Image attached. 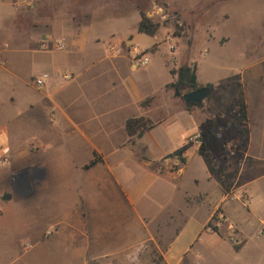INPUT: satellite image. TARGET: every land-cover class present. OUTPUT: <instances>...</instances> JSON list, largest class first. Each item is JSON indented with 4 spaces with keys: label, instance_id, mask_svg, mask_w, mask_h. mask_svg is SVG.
Listing matches in <instances>:
<instances>
[{
    "label": "crops",
    "instance_id": "obj_1",
    "mask_svg": "<svg viewBox=\"0 0 264 264\" xmlns=\"http://www.w3.org/2000/svg\"><path fill=\"white\" fill-rule=\"evenodd\" d=\"M201 3H164L186 26L169 37L167 54L172 29L138 31V0H0V157L9 147L12 162L0 164V259L5 250L26 254L24 264H123L147 245L165 264H264V35H256L264 0L235 15L260 51L222 67L193 54ZM227 10L231 19L236 7ZM213 26L207 45L231 40V29L218 35ZM135 49L150 55L148 80L132 63ZM157 57L161 77L151 66ZM184 64L196 65L209 90L199 103L182 97L192 88L178 95L174 87L172 71ZM43 72L51 78L39 88ZM241 95L245 145L228 111ZM134 117L153 123L142 137L127 130ZM195 134L222 176L188 142ZM182 147L185 160L175 154ZM216 211L228 221L207 232Z\"/></svg>",
    "mask_w": 264,
    "mask_h": 264
},
{
    "label": "rangeland",
    "instance_id": "obj_2",
    "mask_svg": "<svg viewBox=\"0 0 264 264\" xmlns=\"http://www.w3.org/2000/svg\"><path fill=\"white\" fill-rule=\"evenodd\" d=\"M140 1L141 7L148 8L150 11L153 10V5L160 4L165 6L163 3L169 0H138ZM180 3H185L187 0H177ZM202 3L196 8V14L199 13V18L196 20L198 21L195 26L200 24V28L198 30V35L194 40L193 46V54L196 57H206L207 60L213 61L217 64V66H221L223 64H228L229 59L232 58L234 54L237 53H256V51H260L261 44L260 38L257 39L256 42L251 43L249 42L251 34H245L244 29H240L239 22L236 20L235 15L238 14V10H242L245 8L247 4L251 2V0H200ZM229 6L236 7V11L230 13L232 16L231 19L224 17V13L229 11L227 10ZM165 12L168 14L167 18L162 19L160 16L155 15L152 19L159 23V27L164 29L169 27L172 29L174 33L182 34L185 31L186 26H179V22L182 23V18L174 12V7L170 4V6H165ZM200 10V11H199ZM188 14V13H187ZM218 14V17L215 15ZM191 19L194 16L189 14ZM218 18V19H217ZM207 25H214L213 27L217 26L218 35H224L225 33L229 34V29L232 30L231 40L227 43L219 44L217 41H212L210 45L206 43V36L205 28ZM243 33H242V31ZM243 34V35H241ZM230 35V34H229ZM256 35L263 37L264 33L262 34L261 28L256 29ZM262 35V36H261ZM225 39V38H224ZM174 41V38H167L164 41L162 49L167 53L170 54V44ZM223 42V41H222ZM205 50H207L208 54L205 55ZM135 55L139 53L138 49H135L133 52ZM221 64V65H220ZM150 65V64H149ZM153 68H156L157 74L159 77L164 76L165 71L162 70V64L159 57L153 60ZM222 67V66H221ZM140 70V76L142 80H148L150 76L148 75L149 69L146 67L138 68ZM206 73L209 71L213 72V67L211 66L210 69L204 67ZM203 69V70H204ZM3 236H6V234ZM5 243L0 241V248H5ZM18 256V257H17ZM26 254L21 257L19 253H11L9 251H3V255L0 259V264H24V260ZM123 264H165L162 258V254L157 252L147 245L142 247L140 251H136L135 253H129L124 259ZM98 264V263H97Z\"/></svg>",
    "mask_w": 264,
    "mask_h": 264
},
{
    "label": "trees",
    "instance_id": "obj_3",
    "mask_svg": "<svg viewBox=\"0 0 264 264\" xmlns=\"http://www.w3.org/2000/svg\"><path fill=\"white\" fill-rule=\"evenodd\" d=\"M139 7L141 8L140 5ZM141 15L142 18L137 27L138 31L145 32L150 35L156 34L159 28V23L151 19L146 14L143 8H141ZM172 73L177 75V79L174 82V87L176 90H179L181 93L184 87L196 89L201 86L197 81L196 65L184 64L181 65L177 71L173 70ZM233 110L236 111V114L234 116L235 118L234 126L242 135V145H245L247 140L248 130L241 126V123L247 118L246 105L243 102V95H241L240 100L236 101L228 108L229 112ZM152 126L153 123L144 117L130 118L126 123L128 132L131 135H137L139 137H142L147 130L152 128ZM185 150L186 147H182L178 149L175 154L179 155L182 160H185L184 157L182 156ZM199 151L202 153L210 171L216 172L217 174L221 175V171H222L221 162L217 160V157L213 153L209 144L203 140L202 144L200 145ZM98 160L99 158L97 157V154H95L94 160H92L88 166L95 164ZM5 198H7V195L5 196Z\"/></svg>",
    "mask_w": 264,
    "mask_h": 264
},
{
    "label": "built area",
    "instance_id": "obj_4",
    "mask_svg": "<svg viewBox=\"0 0 264 264\" xmlns=\"http://www.w3.org/2000/svg\"><path fill=\"white\" fill-rule=\"evenodd\" d=\"M166 7L160 4H154L153 5V10L149 11L147 15L152 19L155 15L160 16L162 19L167 18L168 14L165 12ZM179 26H183L181 22H179ZM174 32L171 30V33L168 34V37H173ZM56 47L58 49H66L67 48V39L66 37H62L59 41L56 43ZM175 45L172 44L171 48L172 50L175 49ZM109 50L114 52L118 50V47L115 44L109 43ZM139 53L133 57L132 63L134 64L135 67L140 68V67H146L149 65L151 58L148 53L145 51H142L138 49ZM65 77H68V75H64ZM51 75L48 72H43L39 76L35 77L34 81L37 87L42 88L44 87L48 81L50 80ZM202 137L200 134H195L189 137L188 142H193L196 143L197 145L202 144ZM11 162V156H10V148L6 147L3 149V154L0 157V164H7L10 165ZM1 215V213H0ZM228 217L224 215L221 211H216L211 220L207 223L205 227V231L207 232H216L221 226L225 225L227 223ZM259 234L264 233V221H262V224L259 228L258 231Z\"/></svg>",
    "mask_w": 264,
    "mask_h": 264
},
{
    "label": "water",
    "instance_id": "obj_5",
    "mask_svg": "<svg viewBox=\"0 0 264 264\" xmlns=\"http://www.w3.org/2000/svg\"><path fill=\"white\" fill-rule=\"evenodd\" d=\"M177 94L181 95V92L177 90ZM208 94H209L208 88L205 86H201L196 89H191L183 93L182 96L187 102L196 104L204 100V98L207 97Z\"/></svg>",
    "mask_w": 264,
    "mask_h": 264
}]
</instances>
